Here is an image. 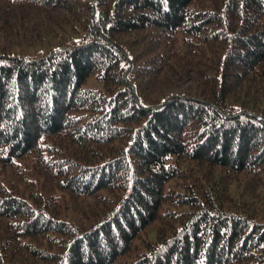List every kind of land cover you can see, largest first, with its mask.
<instances>
[{
	"label": "trees",
	"instance_id": "1",
	"mask_svg": "<svg viewBox=\"0 0 264 264\" xmlns=\"http://www.w3.org/2000/svg\"><path fill=\"white\" fill-rule=\"evenodd\" d=\"M21 1L64 5L83 16V29L73 26L34 58L0 53V162L49 147L45 160L65 176L61 187L112 204L76 223L55 216L51 197L0 186V264H264V90H244L240 102L235 95L264 79V0L198 9L194 0ZM204 50L219 53L211 90L147 97L175 55ZM47 137L98 157L73 160L40 146ZM180 159L220 168L219 180L248 179L247 197L220 191L215 180L199 190L190 183L173 199L164 185L184 173ZM165 202L188 206L178 226L125 259Z\"/></svg>",
	"mask_w": 264,
	"mask_h": 264
},
{
	"label": "rangeland",
	"instance_id": "2",
	"mask_svg": "<svg viewBox=\"0 0 264 264\" xmlns=\"http://www.w3.org/2000/svg\"><path fill=\"white\" fill-rule=\"evenodd\" d=\"M219 0H194L191 6L210 5L209 3ZM66 6L53 7L28 5L21 0H0V53L5 51L12 55H22L25 57L38 56L56 47L61 40L65 39L70 32L74 33L73 26L83 29L82 15L75 17L69 13ZM209 7V6H207ZM187 54L184 57L177 56L170 67L164 68L155 78L148 89L147 97L150 99H163L174 94L196 93L200 90H211L212 81L209 75H214L216 65L215 51H202V54ZM91 86L90 80L85 84ZM264 90V79H257L250 83H242L239 90L238 100L243 101L248 95L244 90ZM256 93V92H255ZM61 140V141H59ZM48 144L55 146L58 150H65L64 155L73 160L82 162H92L98 156L92 151L80 147L79 144H72L56 137H47L40 142L41 145ZM93 150L94 145L91 146ZM100 150V149H99ZM52 151L51 148H39L30 152L22 158H18L11 164L0 162V186L9 189L20 196L28 197L39 193L47 198L51 197L50 203L56 208L55 216L59 219L71 220L76 223H90L100 214L109 208L112 201L103 203L99 196L86 197L68 191L61 187L58 180L63 177H56L51 173L45 158ZM57 153V151H56ZM58 154H61L58 152ZM62 156V157H63ZM93 159V160H91ZM179 165L184 167L182 176L170 179L164 185L166 192L174 194L173 199H177L175 192H187L188 184H194L192 189L202 188L201 183L219 180L217 175L222 174L220 168H209L206 164L180 159ZM249 180L241 176L227 175L219 180L220 191L230 192L235 198L247 197L246 188H249ZM163 190V191H164ZM258 194L260 187L255 190ZM260 192H263L262 190ZM105 196L114 197L112 193L103 192ZM253 206L262 210L259 203ZM188 209L183 203H162L157 218L142 230L137 238L132 241V248L125 254V259L134 258L136 252L142 250L144 240L154 241L160 235L168 233L167 230L173 226H178L180 212ZM170 210V211H169Z\"/></svg>",
	"mask_w": 264,
	"mask_h": 264
}]
</instances>
